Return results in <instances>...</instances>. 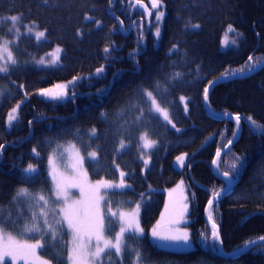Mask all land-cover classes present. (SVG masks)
I'll use <instances>...</instances> for the list:
<instances>
[{"label": "trees", "instance_id": "16d2710c", "mask_svg": "<svg viewBox=\"0 0 264 264\" xmlns=\"http://www.w3.org/2000/svg\"><path fill=\"white\" fill-rule=\"evenodd\" d=\"M163 5L166 17L158 42L147 27L144 13L135 9V0H48L47 3L0 0V20L4 19L5 24L0 27V37H13L9 32L13 25L8 21L17 14H22L24 23H36L46 31L45 40L23 36L18 46H14L16 60L22 68L25 61L41 57L56 46L63 47L61 63L55 68L29 64L10 78L0 74V94L7 93L0 104V145L4 146L0 149V209L10 208L15 213L16 205L11 199L22 186L33 192L44 189L45 195L48 194V158L58 144H76L82 151V143L90 145L89 151L99 145L102 170L98 175L93 174V165L87 163L92 179H118L119 170H113L112 164L115 160L134 189L123 192L125 206L133 207L142 200L137 193L145 194L142 200L145 232L158 224L167 191L185 182L195 248L187 252L157 248L146 235L142 238L141 251L151 253V259L140 260L142 263L264 264V241L257 242L264 236V68L214 87L209 98L211 108L218 115L227 113L228 119L212 117L203 100V88L209 80L224 78L225 72L228 76L244 74L249 71V64L256 68L264 62V0H163ZM186 23L201 27L188 29L184 27ZM20 25L23 27L22 21ZM230 26L236 27L240 38L236 47L224 50L222 39ZM173 45L178 50L170 52ZM106 47L108 53L103 51ZM249 56L253 57L252 61H248ZM101 66L105 71L95 74ZM164 73L175 81L170 91H165L161 79ZM176 73H180L178 78ZM73 77L81 78L71 88L76 93L74 100L69 97L66 101L52 102L35 93ZM153 81L160 82L154 96L160 103L166 101L161 104L170 109L175 127L156 114L159 122L136 128L132 145L114 155L113 150L129 132L125 128L114 133L100 113L106 112L121 122L131 121L140 114L131 110L124 113L126 102L139 85L152 90ZM180 96L185 99L181 101ZM145 100L152 107L150 97ZM18 104V119L11 123L8 115ZM118 112L122 115L117 116ZM236 114L244 117L242 133L234 148L222 158L219 171L240 181L213 208L212 220L219 226L226 254L248 248L241 255L226 257L220 252V242L211 239L206 210L207 201L215 198V193H223L226 187L216 176L212 161L217 150H223L235 138L233 132L237 134L238 125L231 116ZM73 125L81 129L79 136L57 135L61 129ZM92 128L97 130V138H89ZM144 131L157 141L147 169L137 147V143L140 145L137 138ZM33 148L39 156L32 152ZM180 156L186 158L185 165L191 163L192 167H177ZM29 164L39 167L35 181L31 179L35 174L21 171ZM128 239V247L139 248L140 242L131 236ZM41 254L46 259L55 255L49 250ZM128 257L126 250L123 264H136Z\"/></svg>", "mask_w": 264, "mask_h": 264}, {"label": "snow or ice", "instance_id": "6c2138e0", "mask_svg": "<svg viewBox=\"0 0 264 264\" xmlns=\"http://www.w3.org/2000/svg\"><path fill=\"white\" fill-rule=\"evenodd\" d=\"M45 3L48 0H44ZM195 2V0H194ZM137 6L145 8L149 16H152V9H155V22L158 24L165 16V12L162 10L163 0H152L151 8H148L143 4V0H135ZM22 19V14L11 15L9 23L13 25V28L9 29V32L13 30L19 31L15 26V22ZM88 19V17H85ZM99 24V21H96ZM120 23H123L121 21ZM188 29H199L201 25L186 23L184 25ZM29 31L31 29L29 28ZM24 33H21L23 35ZM156 37L160 36V28H156ZM38 37L45 36V32L41 31L36 34ZM19 37L15 40H8L6 44H0V74H5V78H10L12 73L17 70H23L29 64H44V60H37L33 57L29 61H25L23 68L20 63L13 57L9 47L11 45L18 46ZM178 50L177 45H173L170 52ZM60 52V49H56ZM108 53L109 49L106 47L103 50ZM183 59V57H181ZM253 57L249 56L248 61H252ZM60 62V57L55 56L47 61L46 66H57ZM62 66V65H61ZM162 67V66H161ZM253 65L249 64V70ZM105 71L104 66L96 68L95 74H101ZM191 72V69H188ZM243 72V69H240ZM224 77L229 75L228 72L222 74ZM235 75V74H233ZM180 73H176L178 78ZM81 79L80 77H73L67 84H55L51 88L40 89L37 95L45 98L46 100L56 102L64 101L71 97L73 100L76 97L74 90L70 91L68 85L74 83V81ZM164 81L165 91H170L171 86L174 85V79L169 77L168 73H164L161 77ZM14 83V82H13ZM215 80H209L208 86L203 88V100L207 102L209 100V91L211 87L215 86ZM18 88H23V85H18ZM160 89V82L153 81L152 90L143 88L142 85L137 86V89L130 95L123 112L134 111L139 113V116H134L131 121H119L116 117H109L106 112L100 113V117L105 120L114 133H119L121 129H127L129 135L126 138H121L119 147L113 150L114 155L125 148L132 145V134L135 129L142 124H148L152 122H159V116L154 115L153 108L148 105L145 97H152V104L155 105V113L163 114V119L167 121L169 119L168 112L156 104V97L154 92ZM100 92L101 90H97ZM27 96V93H24ZM7 98V93L0 94V104ZM179 99L183 101L185 98L180 96ZM166 101L161 100V103ZM20 107L18 104L12 109V112L8 115V121L11 122L17 119L12 113L16 112ZM185 108L187 106L185 105ZM122 115L118 112L117 116ZM227 116L228 114L225 113ZM59 119V118H57ZM235 124L239 125L244 119L240 114H236L234 117ZM32 122L29 121V124ZM174 128L175 125H172ZM81 129L75 125L72 128L61 129L57 135L61 138L66 133H71L74 136H79ZM179 131V129H177ZM107 134V130H106ZM235 136L236 133L233 132ZM89 138H97V130L92 128L89 133ZM127 140V143L125 142ZM143 139L138 137L137 140ZM233 143L232 140L228 141V145ZM155 141H145L143 148H152ZM90 145L83 144V153L80 149H75L74 145H69L68 148H64L62 145H57L59 150V159L63 162V171L58 170L57 167H51L48 173L50 178L47 182L50 183L48 194L45 195L44 189L38 191H29L28 188H20L16 191V194L12 196L11 203L16 205L15 213L9 212L7 215H0V264H53V260L56 264H123V253L127 250V239L131 236L135 241L140 242L139 248L133 249V251H140V256L137 258V264L140 260L151 259V253L145 254L142 244V238L148 235L145 230L140 226L139 213L134 212L131 216H126L122 212L112 211L110 194L116 193L123 194L124 191L133 190L132 185L125 183L123 179L126 174L120 171L119 175L122 177L119 183L105 180L103 178L92 182L89 179L88 169L85 167L86 163L93 165V174L98 175L102 170L100 163V147L97 149L88 150ZM4 146L0 145V149ZM137 147L140 145L137 143ZM224 147H227L225 145ZM72 149H75L74 151ZM142 151V149H141ZM32 152L39 156L36 148L32 149ZM216 155H220L218 149ZM180 161L181 167L191 168V163L185 165L184 161L177 157ZM51 158L49 164L52 165ZM145 165L149 161H144ZM213 164H217L216 160L212 161ZM114 165L113 170H118L120 165L115 160L112 161ZM236 168V165H233ZM22 173L35 174L31 177L33 181L38 177L39 169L33 164H29L26 168H23ZM225 177H229V173L223 174ZM180 185H177L179 188ZM73 190H76L78 199L73 198ZM175 191V190H173ZM144 199L145 194L137 193ZM216 201H218L223 193L217 192L214 194ZM188 197L181 195L178 200L172 202L171 205L166 206L165 211L169 214V224H179L182 219L185 218V214L189 211V204L187 202ZM130 202V201H129ZM214 200L209 199L207 201L209 206L214 205ZM141 205H137L139 209ZM114 217H119L121 224L118 233L113 234L111 231V224ZM208 219L212 220V213H208ZM7 227H12L16 230L17 235L27 236L29 239L19 240L16 236L7 231ZM68 236L69 239L65 240L64 237ZM152 243L157 248L163 247H191L189 240V234L186 230L179 228H169L166 230H158L154 227L150 233ZM205 241L208 240L207 236L202 237ZM124 239V244L121 241ZM211 239L222 243L220 238L219 226L213 221L211 224ZM260 240L264 241V236L260 237ZM32 241V242H30ZM248 243H255L249 241ZM39 251L51 250L55 255L52 259H46L38 254ZM66 252V256L64 253ZM115 256L116 260L112 257Z\"/></svg>", "mask_w": 264, "mask_h": 264}, {"label": "rangeland", "instance_id": "374dc122", "mask_svg": "<svg viewBox=\"0 0 264 264\" xmlns=\"http://www.w3.org/2000/svg\"><path fill=\"white\" fill-rule=\"evenodd\" d=\"M151 2H152V0L143 1V4L146 5L148 8H151ZM135 9L141 10L144 13V19H145V21L147 23V27L153 32L154 35L156 33V28L157 27L160 28V36L156 37V35H155V37L157 38V40L159 42L160 39H161V36H162V30H163V26H164L165 17H166V10H165L164 5L162 7V10L165 12V16H164L163 20L161 22H159L158 24L155 22V11H156L155 9H152V13H153L152 16H149L147 11L145 10V8L142 7V6H137L135 4ZM3 21H4V19L0 20V27L5 25ZM20 21H22L23 27L20 25ZM20 21L18 20V21L15 22V26H16V28L19 29V31L13 30L12 31V33H13V37L12 38L0 37V41H1L0 44H6L8 40H15L17 37H19V41H20V39L23 36H33V37L37 38L36 34L41 32V31L45 32V36L38 37L37 39H39V40L47 39L46 31L41 29L36 23H24L22 19H20ZM29 28L31 29V31H29ZM21 33H24V34L21 35ZM237 34H238V31H237L236 27H234V26L228 27V29L224 32L223 39H222V47H223L224 50H228V49L234 48V47H236L238 45L240 37ZM14 46L15 45H11L9 47V50L11 51L13 57L16 59L15 54H14V50H13ZM57 48L60 49V52L56 51ZM62 54H63V47L56 46L54 49H52L50 52L45 54L43 57L37 58V60L43 59L44 60V64H40V65L33 64V65H36L39 68H55L59 64L57 66H46L47 65V61L49 59H51V58H54L55 56H59L60 57V62L59 63H61ZM2 75H5V74H2ZM58 84H67V82H62V83H58ZM51 87H53V86H51ZM72 87H73V84L68 85V88H69L70 91H71ZM38 92H39V90L36 92V94ZM68 99L69 98H67L66 100H68ZM150 99H151V102H152V97H150ZM66 100H64V101H66ZM156 104H160V106L162 108H164L168 112L169 119L167 121H165L163 119V114L162 113H160L158 115H160L161 118L166 123H170V124L174 125L170 109L168 107L163 106L157 99H156ZM151 106L153 108L154 115H156L157 113H155V105L151 104ZM210 106H211V104H210ZM16 113H17V111L14 112V116H16L17 119H18V116H17ZM17 119H15V120H17ZM12 122L13 121H11V123ZM140 137H143V139H140L139 150H140V152H141V154L143 156L144 161L145 160L149 161V163L145 166V169H147L149 167V165H150V162H151V159H152V152H153V150L155 149V147L157 145V141L154 138H152V136L150 135V133L148 131H144L141 134ZM145 141H155V144L153 145L152 148H143V144H144ZM69 145H74L75 149H80L81 152L83 153L82 149L78 145H76V144H69ZM69 145H67L65 148H68ZM128 148H125V149L121 150L120 153L124 152ZM75 149H72V150L74 151ZM141 149H142V151H141ZM50 158H51L53 163H52V165L49 164V171L51 170V167H57L58 170L63 171V162L59 159V152L53 153L48 158V160ZM180 158L183 161L186 160V158L183 157V156H180ZM35 166L38 167L37 164ZM176 166L177 167H181L179 160L176 161ZM85 167L88 169L86 164H85ZM38 169H39V167H38ZM118 170H119V173H120V171H123L126 174V172L124 170H122L121 168H119ZM88 174H89V179L92 182L96 181V180L92 179V177L90 175V172H89V169H88ZM121 179H122V177L119 176V178L115 179V180H109V179H105V180L112 181L114 183H119ZM123 179L125 180V183L131 184L126 179V176ZM179 185H180L179 188H177V186H176V187H174V188H172V189L167 191V195L168 196H167L166 205L164 207V210L161 213L160 219L158 220V224L156 226H154V227L158 228V230H166V229H169V228H179L181 230H186L188 232V234H189V240H190L191 245H192L191 247H164L166 249H170V250H174V251L186 252V251L193 250L194 247H195V243L193 242V239H192V228H191V225H190V223H191V218H190L191 207H190V202H189V196H188V193L186 194V190L187 189H186V187H184L185 186V182L183 181ZM21 188H28V187L27 186H22ZM173 190H175V191H173ZM29 191H31V190L29 189ZM118 192H119V190H117L116 193L110 194V199L112 201V204H111L112 211L118 212V213L122 212L126 216H131L134 212H138L139 213V216H138L139 223H140V226L142 227V213H143V207H144L145 202H143L141 200L139 203L135 204L133 207H126L125 203H124V199H125L126 196L124 195V193L121 195V194H118ZM181 195H183L185 197H188L187 202L189 204V211H188V213L185 214V218L182 219L179 224L171 225L168 222L169 218H170L169 214L165 211V209H166V206L171 205L173 201L178 200L181 197ZM73 198L74 199H78L79 198L78 194L76 193V190H73ZM138 204L141 205V207L139 209H137V205ZM9 212H12L10 208H8V209L1 208L0 209V215H7ZM120 227H121V224L119 222V217H114L113 218V222L111 224L112 233L113 234L118 233L119 230H120ZM154 227H152V228H154ZM7 231L10 232L12 235L16 236V238L19 239V240L29 239L27 236H19V235H17L16 230L14 228H12V227H7ZM150 233H151V231L149 232V234ZM30 242H32V241H30ZM124 242H125L124 239H122V241H121L122 245L124 244ZM129 242L130 241H128L127 244ZM133 249H136V248H134L133 246H129L128 247V249H127V259H129L128 255H130V259L132 261L135 260L137 262V258L140 256L141 253H140V251H133ZM49 251L52 252L51 250H49ZM123 255H124V253H123ZM112 259L116 260V258H114V257H112ZM139 264H141V263H139Z\"/></svg>", "mask_w": 264, "mask_h": 264}, {"label": "water", "instance_id": "95a60500", "mask_svg": "<svg viewBox=\"0 0 264 264\" xmlns=\"http://www.w3.org/2000/svg\"><path fill=\"white\" fill-rule=\"evenodd\" d=\"M263 68H264V63H263L261 66H259L258 68H256V69L252 68L248 73L240 74V75H234V76H232V77H231V76H228V77H226V78H221V79H219V80H216L215 86L219 85L220 83H222V82H224V81H226V80H228V79H230V78H243V77L250 76V75L256 73L257 71H259V70H261V69H263ZM215 86H214V87H215ZM214 87H211V88H210V91H209V97H210V93H211V91H212V89H213ZM205 103H206V106H207L208 111H209L214 117H216V118H218V119H220V118H222V119H228V117H226V116H222V115H218V114L214 113L213 110H212V108H211V106H210V102H209V100H208L207 102H205ZM242 127H243V126H242V123H240V124L238 125V132H237V135L235 136V138H234V140H233V143H232L231 145L227 146V148H225L222 152H220V155L217 156L216 159H215V160L217 161V164H214V170H215L216 174H217L220 178H222L225 182H226V181L229 182V179H228L227 177H225V176H222V175L220 174V172H219L218 165H219V162H220V158H221L222 156L226 155V154L231 150V148L234 146L235 142L237 141L238 137L240 136V134H241V132H242ZM227 193H228V191H227V192H224L223 195H222V197H221L218 201H216V198H213V200L215 201V202H214V205H212V206H209V205H208L207 210H206L207 219H208V213H209V212L212 213V209H213V207H214L219 201H221V200L227 195ZM208 223H209L210 226H211V224H212V220H209V219H208ZM219 232H220V231H219ZM245 251H246V248L243 249V250H241V251H239V252H236V253H233V254H229V255H228V254H226V253L224 252V249H223V247H222L221 244H220V252H221V254H222L223 256H226V257H235V256L240 255L241 253H244Z\"/></svg>", "mask_w": 264, "mask_h": 264}, {"label": "bare ground", "instance_id": "6f19581e", "mask_svg": "<svg viewBox=\"0 0 264 264\" xmlns=\"http://www.w3.org/2000/svg\"><path fill=\"white\" fill-rule=\"evenodd\" d=\"M252 68H253V67H252ZM252 68H251V69H252ZM249 71H250V70H249ZM249 71H247L246 73H248ZM227 77H228V76H227ZM224 78H226V77H224ZM50 87H51V86H50ZM50 87H46V88H50ZM42 89H43V88H42ZM39 90H40V89H39ZM37 91H38V90H37ZM37 91H36V92H37ZM36 92H35V93H36ZM36 95H37V94H36ZM40 97H41V96H40ZM42 98H43V97H42ZM208 112H209V111H208ZM209 114H210L212 117H214L210 112H209ZM226 117H228V116H226ZM233 117H234V116H231V119H233ZM214 118H216V117H214ZM216 119H218V118H216ZM218 120H223V119L220 118V119H218ZM241 123H242V121H241ZM241 133H242V132H241ZM240 135H241V134H240ZM232 141H233V140H232ZM237 141H238V139H237ZM237 141L235 142L234 146L236 145ZM228 146H229V145H228ZM234 146L231 148V150L234 148ZM226 148H227V147H226ZM224 149H225V148H224ZM224 149H223V150H224ZM223 150H221L220 152H222ZM231 150H230V151H231ZM230 151H229V152H230ZM229 152H228V153H229ZM228 153H227V154H228ZM227 154H226V155H227ZM226 155H224V156H226ZM224 156H222V157L220 158V162H221V160H222V158H223ZM216 157H217V155H216ZM215 159H216V158H215ZM213 167H214V164H213ZM214 172H215V170H214ZM219 172H220V171H219ZM215 174H216V172H215ZM220 174H221L222 176H224L221 172H220ZM216 176L219 177L217 174H216ZM219 178H220V177H219ZM227 178L229 179V182H227V181L225 182L222 178H220V179L226 184V187H225V189H224V192H227V191H228L227 195H229V194L234 190V188L238 185L240 179L237 178V179L235 180L234 178H230V177H227ZM224 192H223V193H224ZM227 195H226V196H227ZM226 196H225V197H226ZM225 197H224V198H225ZM224 198H223V199H224ZM223 199H222V200H223ZM222 200H221V201H222ZM221 201H219L217 204H219ZM217 204H216V205H217ZM216 205H215V206H216ZM215 206H214V207H215Z\"/></svg>", "mask_w": 264, "mask_h": 264}]
</instances>
